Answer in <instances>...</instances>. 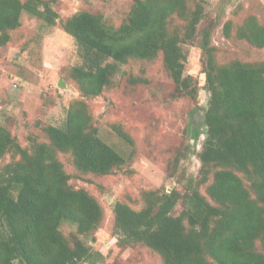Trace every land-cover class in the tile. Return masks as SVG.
<instances>
[{
    "label": "trees",
    "instance_id": "1",
    "mask_svg": "<svg viewBox=\"0 0 264 264\" xmlns=\"http://www.w3.org/2000/svg\"><path fill=\"white\" fill-rule=\"evenodd\" d=\"M205 1L131 0L125 18L114 24L88 9L60 17L57 0H0V46L23 12L48 26L59 17L77 57L62 76L79 92L62 123H40L28 146L0 124V162L11 155L0 164V264H118L83 240L103 226L105 208L89 189L70 181L75 174L60 155L69 157L81 179L119 170L126 158L99 135L87 99L121 73L132 85L145 82L144 71L133 74L122 65L160 58L173 83L167 101H196L197 78L184 73L187 46L200 49L208 92L198 173L178 180L183 191L154 188L119 196L111 207L115 244L142 246L159 264H264V60L227 56L213 40L219 28L224 39L261 49L264 22L253 11L237 23L222 22L223 7L210 18ZM236 8L242 6L231 12ZM112 128L134 143L121 124ZM188 128L194 140L202 132L193 119ZM63 222L75 231L64 233Z\"/></svg>",
    "mask_w": 264,
    "mask_h": 264
},
{
    "label": "rangeland",
    "instance_id": "2",
    "mask_svg": "<svg viewBox=\"0 0 264 264\" xmlns=\"http://www.w3.org/2000/svg\"><path fill=\"white\" fill-rule=\"evenodd\" d=\"M131 0H57L59 16L88 9L100 11L105 19L119 24L128 13ZM209 17L215 18L221 7L225 9L222 22L231 18L239 22L247 12L257 13L264 22V0H206ZM242 6L232 13L234 7ZM48 26L41 19L23 12L20 25L10 34L5 46H0V124L7 127L22 145L28 146L29 135L39 133L43 122L61 124L69 102L79 96L73 82L62 76L66 67L77 62L73 38L59 26ZM213 40L227 56L246 60H264V47L256 49L246 43L239 44L224 39L219 28ZM184 73L197 78L199 93L196 101L180 98L167 101L173 83L164 70L161 59L130 62L133 74L142 75L145 82L130 84L126 73L115 76L113 83L100 95L87 99L99 129V135L126 158V163L113 174H86L81 179L68 156L60 155L67 171L75 174L70 180L75 186H84L95 194L105 208L103 226L94 234L82 236L93 248L106 255L107 261L118 264H159L142 246L121 248L115 244L112 231L111 207L126 193L138 195L143 189L172 187L183 191L184 178L197 175L200 167L198 152L205 136L204 108L208 92L204 88V74L200 72V49L187 46ZM59 79L65 83L59 87ZM191 119L200 123L201 133L191 139L188 124ZM119 123L132 137L133 144L123 140L113 130ZM2 162L11 159L6 154ZM0 162V164L2 163ZM181 179L182 182H178ZM61 230L68 234L75 226L63 222ZM82 264V263H80Z\"/></svg>",
    "mask_w": 264,
    "mask_h": 264
},
{
    "label": "water",
    "instance_id": "3",
    "mask_svg": "<svg viewBox=\"0 0 264 264\" xmlns=\"http://www.w3.org/2000/svg\"><path fill=\"white\" fill-rule=\"evenodd\" d=\"M58 86L59 87H64L65 86V83H64V81L62 79H59Z\"/></svg>",
    "mask_w": 264,
    "mask_h": 264
}]
</instances>
